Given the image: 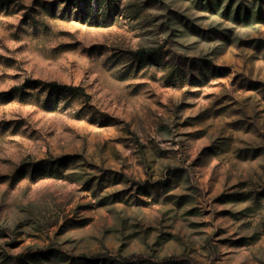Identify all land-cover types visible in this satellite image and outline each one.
<instances>
[{"label": "rangeland", "instance_id": "obj_1", "mask_svg": "<svg viewBox=\"0 0 264 264\" xmlns=\"http://www.w3.org/2000/svg\"><path fill=\"white\" fill-rule=\"evenodd\" d=\"M0 264H264V0H0Z\"/></svg>", "mask_w": 264, "mask_h": 264}, {"label": "trees", "instance_id": "obj_2", "mask_svg": "<svg viewBox=\"0 0 264 264\" xmlns=\"http://www.w3.org/2000/svg\"><path fill=\"white\" fill-rule=\"evenodd\" d=\"M66 87H75V86H66Z\"/></svg>", "mask_w": 264, "mask_h": 264}]
</instances>
